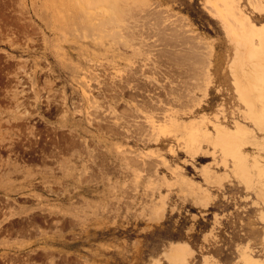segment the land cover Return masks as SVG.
Wrapping results in <instances>:
<instances>
[{
  "label": "rangeland",
  "instance_id": "obj_1",
  "mask_svg": "<svg viewBox=\"0 0 264 264\" xmlns=\"http://www.w3.org/2000/svg\"><path fill=\"white\" fill-rule=\"evenodd\" d=\"M207 1L0 0V264L264 261V131ZM216 114L247 130L249 179L216 137L188 145Z\"/></svg>",
  "mask_w": 264,
  "mask_h": 264
},
{
  "label": "bare ground",
  "instance_id": "obj_2",
  "mask_svg": "<svg viewBox=\"0 0 264 264\" xmlns=\"http://www.w3.org/2000/svg\"><path fill=\"white\" fill-rule=\"evenodd\" d=\"M219 3L220 2L218 1V4H215L213 1L208 0L206 7L211 14H213V17L222 21L230 38L236 43V45L243 49V62L241 64L242 72L237 73L234 70L236 85L238 86L241 99L247 103V115L251 117L255 123L254 125H257L262 131H264V84L261 82L262 79L264 80V15L262 13L261 15H255L253 12L250 14L244 12L241 4H239L237 0H226L224 4L221 3L222 6H220ZM256 8L259 10L261 7L257 5ZM263 9L262 11L260 9L259 13L263 12ZM244 77H247L251 81L252 84L250 89L245 87ZM205 91H208L207 88H205ZM256 98L261 100L263 106L257 104ZM246 112L244 114H246ZM218 115L216 114V117ZM219 117L214 121L216 136L211 134L207 125L198 122L189 132L186 133L187 143L190 147H193L198 151L201 148L202 138L205 137L210 141L217 138L223 146V152L230 154L233 157L240 171L249 179L250 176L247 171L249 167L247 164L248 154L243 150V145L248 143L247 138L245 137L247 130L238 121L236 122L237 132L230 134L227 130V126L224 125ZM227 134H229L231 138H229ZM259 141L253 139L250 142L257 145L259 148V151L257 150V153H255L256 155L254 154L252 156H254L253 164L259 169L260 174L264 173V156L261 152L264 151V143ZM188 251L189 249L182 245L176 244L173 246L171 253L169 254L171 264H184L187 262ZM243 259L245 264H264V261H259L247 252L244 254Z\"/></svg>",
  "mask_w": 264,
  "mask_h": 264
}]
</instances>
